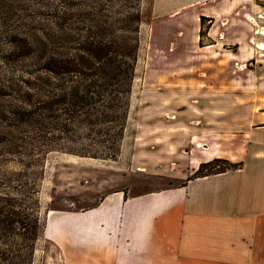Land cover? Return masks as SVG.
I'll list each match as a JSON object with an SVG mask.
<instances>
[{
    "label": "crops",
    "instance_id": "1",
    "mask_svg": "<svg viewBox=\"0 0 264 264\" xmlns=\"http://www.w3.org/2000/svg\"><path fill=\"white\" fill-rule=\"evenodd\" d=\"M168 4L177 3L159 2L156 8L170 10L167 14H258L264 19V7L252 0ZM232 20L219 26L214 42H198L199 54L210 51L214 57L195 60V69L203 72L187 75L180 63L176 75L144 77L147 87L130 160L142 165L137 166L140 175L147 174L150 164L168 168L175 162L176 171L167 176L176 175L181 183L137 194L130 186L117 188L81 212L58 213L50 237L59 244L65 264H264L263 108L253 110L247 102L235 110L193 100L233 97L234 62L243 65L237 76L248 78L245 49L225 47ZM251 109V119L234 117L250 115ZM169 113L176 122L163 119ZM127 158L123 148L118 160ZM215 159L236 166L191 177Z\"/></svg>",
    "mask_w": 264,
    "mask_h": 264
},
{
    "label": "trees",
    "instance_id": "2",
    "mask_svg": "<svg viewBox=\"0 0 264 264\" xmlns=\"http://www.w3.org/2000/svg\"><path fill=\"white\" fill-rule=\"evenodd\" d=\"M85 1L87 5L76 6L74 0H58L55 14L44 22L48 26L40 25L31 39L27 33L23 40L14 38L13 48L6 51L10 58L19 53L37 57L36 71L25 65L16 87L13 76L8 86L0 82L2 101L7 88L18 95L17 101L0 105V156L20 159L24 168L32 161L43 166L35 139L48 145L47 152L102 160H116L120 154L141 48L142 0H106L115 14H98L103 7L88 5L97 0ZM206 18L201 16V25ZM26 159L30 161L24 164ZM215 162L222 160L202 164L194 176L207 175L203 168ZM229 164L227 168L236 166ZM42 173L41 168L39 178ZM38 185L36 180L32 195L26 184L0 192L5 202L0 204V264H33L44 227Z\"/></svg>",
    "mask_w": 264,
    "mask_h": 264
},
{
    "label": "rangeland",
    "instance_id": "3",
    "mask_svg": "<svg viewBox=\"0 0 264 264\" xmlns=\"http://www.w3.org/2000/svg\"><path fill=\"white\" fill-rule=\"evenodd\" d=\"M74 1L78 3L76 6H80V4L87 5L85 0ZM181 1H141L140 12L143 14V22L140 28L141 48L133 83L129 118L119 154L120 156L124 148V154L128 157L124 162H119V156L116 160H102L81 157L59 150L47 152L48 145L37 139L33 143L38 148L39 158L43 160L42 167L40 163L32 161L27 168H24L23 165L21 166V162L19 163L20 159L16 160L12 156H0V179L4 177L7 182H0V192H8L14 190L13 187L16 188L20 184H26L30 191L29 195H32V188H34L36 180L39 183L40 215L44 227L35 245L33 264H65L59 244L50 237L53 232L52 220L57 217L58 213L81 212V209L94 205L102 195L117 188L130 186L131 193L137 194L176 186L181 183L180 177L176 175L167 176L169 172L171 174L176 171L175 162L168 163V168L165 167L166 163L150 164V170L144 172L147 174L140 175L137 166L142 165L132 164L130 160V154L135 150L134 144L137 134L135 121L140 108L143 107L141 95L147 87L144 83V77L148 74V76L156 75L157 77L154 78L160 79L163 74L166 76L176 75L177 64L180 63L185 64L188 68L187 75H193L195 71L201 70V68L195 69V60L214 57L211 56L210 51L205 52L203 55L199 54L197 52L198 42L200 41L205 45L214 42L212 36H219L220 29L218 28L222 23L224 24L233 19L230 26L229 40H227L228 43L225 47L236 52L245 49L247 59H245L246 63L244 64L246 68L244 75L248 78L237 76L236 69L243 68V65L240 66L234 62L233 97L219 94L213 97L212 102L209 98L201 99L200 97H194L193 100H198V105H210L212 103L219 107L234 108L235 110L247 106V102H249L253 110L259 107L263 108L264 111V50L260 49V44L264 43V38H260V36H264V33H259L260 30L264 31V19L258 18V14H208L200 28L199 16L202 14H167L170 10H163L161 7L156 8L157 5L159 6V2H176L175 5H168L180 7ZM252 2L264 7V0H252ZM57 4L58 0H0V82L8 86V78L13 76L14 87H16V84H20L19 81L23 79L22 70L25 65L31 72L36 71V53L30 58L24 57L23 53L10 58L6 51L13 48L12 40L14 38L23 40L25 38L22 34L27 33L31 39L40 25L41 27L48 26V23L44 22L50 14H55L53 8ZM88 5L95 6L96 9L103 7L105 11H99L98 14H115L113 3L106 0H97L95 3ZM127 8H129V3ZM72 12L77 13L79 11L78 9H72ZM200 31L202 32L199 34ZM168 65L170 66L168 67ZM7 92L5 101L0 99V105L8 104L6 101L18 100L17 93L11 94V89L8 88ZM0 108L2 107L0 106ZM250 112V115L244 113L238 115L235 111L234 117L242 116L244 120L251 119V117H254V113L252 109ZM172 115L174 114L169 113L163 119L165 121L171 120L167 121L169 123L176 122L177 118L172 119L169 117ZM190 120L192 118L186 121L189 122ZM262 120H264V114ZM18 128L19 130L23 129L21 126H18ZM21 136L24 137L25 135L21 134ZM148 149H152V147L149 146ZM24 161V164H26L30 160L26 159ZM34 163L36 164L32 167ZM227 167H230L228 162H215L212 166L203 168L202 171L203 173H211ZM41 168L43 173L39 178ZM156 170L165 173H156L154 172ZM9 182L12 187H7ZM0 204H5V202L1 200Z\"/></svg>",
    "mask_w": 264,
    "mask_h": 264
},
{
    "label": "bare ground",
    "instance_id": "4",
    "mask_svg": "<svg viewBox=\"0 0 264 264\" xmlns=\"http://www.w3.org/2000/svg\"><path fill=\"white\" fill-rule=\"evenodd\" d=\"M259 32L264 33V31H262V30H260ZM261 46H262V48H264V44H262Z\"/></svg>",
    "mask_w": 264,
    "mask_h": 264
}]
</instances>
